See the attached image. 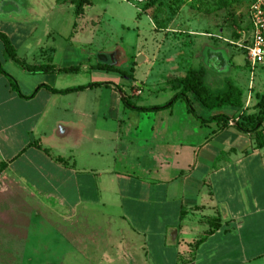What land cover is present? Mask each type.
I'll return each instance as SVG.
<instances>
[{
	"label": "crops",
	"instance_id": "obj_1",
	"mask_svg": "<svg viewBox=\"0 0 264 264\" xmlns=\"http://www.w3.org/2000/svg\"><path fill=\"white\" fill-rule=\"evenodd\" d=\"M34 1L37 7L41 5L39 0ZM41 11L45 16L50 15L49 10ZM41 11L32 7L26 12L28 23L21 21V17L12 22L0 18V32L10 39L18 59L0 58L3 69L0 84L13 109L25 106L29 110L18 116L15 123L27 124V135L32 133L34 138L23 142L13 156L6 158L9 160L0 157V183L6 180L10 186L3 189L0 184V209L7 199L3 192L8 195L20 190L22 185V179L15 178V171L6 173L9 161L33 154L43 161V167L30 171L26 189L49 217L57 215L63 219L58 225L75 224L76 240L85 238V232L88 233L85 227L91 230L90 238H93L102 233L101 224H105L107 238L122 242L133 258L130 264H149V255L161 248L174 250L173 264H264V145L256 144L258 136L264 142V121L255 133H246L236 126L221 128L217 122H202L201 118L208 120L218 114L233 119L236 111L228 107L205 109L191 95L195 113L176 111L173 105L139 110L137 107L166 106L172 98L159 104H137L144 95V82L134 72V80L125 78L121 82L122 76L94 68L99 62L119 68L123 56L113 53V60L109 56L106 62L98 59L96 64L88 65L98 79L90 84L101 83L109 103H85L81 96L95 88L90 86L81 92L61 94L73 96L77 92L75 102L52 107L57 97L50 89L77 86L63 83L65 73L32 72L27 67L68 68L89 60L78 55L66 62L57 48H51L55 53L48 54L40 41L31 40L39 27L30 18ZM2 44L4 47L3 41ZM21 48L32 58L19 56ZM80 70L81 67L75 73ZM188 71L170 79L183 78ZM11 78L19 92H10ZM163 88L174 96L168 81ZM124 99L133 106L126 105ZM48 110L46 139L38 138L37 127L47 119ZM2 111L4 108L0 106ZM251 112L257 110L241 111ZM153 113L158 120L150 125L147 118ZM130 122L138 124L130 127ZM1 123L4 124V114H0V156L4 157L8 147L4 145ZM205 126L210 129L204 131ZM174 230L177 236L172 242L170 235ZM201 233V238L190 239L193 238L190 235ZM102 241L103 249L109 244L117 246L116 241L109 243L104 238ZM212 243L214 247L209 245ZM181 244L187 246L186 251L180 249ZM184 252L189 255L185 256Z\"/></svg>",
	"mask_w": 264,
	"mask_h": 264
},
{
	"label": "rangeland",
	"instance_id": "obj_2",
	"mask_svg": "<svg viewBox=\"0 0 264 264\" xmlns=\"http://www.w3.org/2000/svg\"><path fill=\"white\" fill-rule=\"evenodd\" d=\"M39 1L41 5L37 7L34 0H0V18L12 22L21 17V21L28 23L26 12L32 10V7L36 11H50L49 16L41 11L38 16L30 18L39 27L31 40L40 41L48 54L55 53L51 48H57L66 62L78 55L89 60L86 64L72 65L81 67L79 73L63 75L66 86L98 82L97 74L90 71L88 65L96 64L101 55L109 57L113 53L117 57L120 54L123 56L124 61L118 62L119 69L127 75L134 72L139 81L144 82V95L139 98V102L135 101L137 104L152 105L170 100L173 93L163 88L171 80L170 76L181 77L190 69L200 68L207 71L206 83L213 92L223 91L228 83H232L244 93V109L228 108L236 111L233 118H239L241 111L255 109L259 97L264 96V65L252 69L246 51L241 48L251 33L248 18L251 0H229V6L221 5L220 0H89L90 4L84 6L85 13L82 15L77 14V2L72 0ZM233 16L237 18L236 23L232 21ZM210 53L214 58H210ZM6 54L0 40V58L6 57ZM18 54L21 57L29 56L24 48ZM140 55L143 57L142 63H138ZM110 74L121 77L116 72ZM122 78L121 82L126 81V76ZM102 87L101 84L78 95H82L85 103L105 105L109 103V97ZM0 88V106L4 108L0 112L4 114L1 128L4 145L8 147L4 157L3 154L0 157L7 161L9 159L6 158L13 156L23 146V142L33 137L32 133L27 135V124L16 125L18 116L29 110L25 106L13 109L1 84ZM9 90L16 93L11 86ZM76 93L73 96L54 94L57 98L53 99L51 106H65L75 102ZM173 107L176 111H188L184 100H178ZM50 110L45 114L47 119H43L44 122L37 127L35 134L38 138L47 136ZM157 118L153 113L150 120H147L151 125ZM137 124L128 123L130 127ZM164 124L166 126V121ZM209 129V126L203 127L204 131ZM196 132L199 133V130ZM4 145L2 148H5ZM39 166L43 167V161L33 154L9 161L6 173L15 171V178H21L22 185L19 184L20 190L9 192L8 195L12 196L10 198L6 191L3 192L4 199H7L0 209V264H130L133 258L122 242L107 238L109 234L105 224H101L104 229L102 233L93 238H90L91 230L85 227L88 232H85V238L76 240L75 224L69 223L70 227L58 225L63 221L61 217H49L44 207L38 206L35 202L37 200L32 199L33 193L26 188L30 171ZM0 184L3 189L10 187L6 180ZM33 210L39 211L40 215ZM64 233L73 236V239L67 238ZM191 236L193 238L190 239H199L203 235ZM102 238L109 243L116 241L114 243L117 246L109 244L103 249L105 242ZM214 244L209 245L214 247ZM216 246L219 247V243ZM180 249L186 251L187 246L181 244ZM173 251L172 248L156 249L148 257L151 260L149 264H173ZM184 253L185 256L189 255L188 252Z\"/></svg>",
	"mask_w": 264,
	"mask_h": 264
},
{
	"label": "trees",
	"instance_id": "obj_3",
	"mask_svg": "<svg viewBox=\"0 0 264 264\" xmlns=\"http://www.w3.org/2000/svg\"><path fill=\"white\" fill-rule=\"evenodd\" d=\"M73 2H77V14L81 15L84 13V6L89 5V0H72ZM251 2V1H250ZM221 5L229 6V0H220ZM250 5V3H249ZM233 22H237V18L235 16L232 17ZM0 39L4 43V48L6 51V55L11 59L18 60L15 48L13 47L10 39L4 34L0 32ZM95 69L105 70L108 72H116L122 77L128 78L129 80H134L133 75H127L121 69L112 66L110 64L98 63L94 66ZM28 70L32 72L42 71V72H57V73H75L79 71V67H68V68H56L53 65H43L40 67H27ZM0 71L3 72L2 66L0 64ZM174 93V96L169 101L166 106L147 108V107H137L139 110H158L166 107L172 106L178 100H184L187 102L188 110L191 113H195L191 104V100L189 95H191L203 108L209 110H217L225 107L228 108H236L243 109V92L242 90L232 84L228 83L225 90L219 92H213L210 86L206 83V73L204 69H191L188 71L187 75L183 78H173L168 81ZM11 87L16 92H19L18 85L14 79L11 78ZM101 83L90 84V85H82L77 87H72L64 90L50 89L52 92L56 94H67L73 91H82L90 86H99ZM126 105L133 106V104L124 99ZM257 112L254 113H241L239 118H233L224 115L218 114L211 117L208 120H204L201 118L202 122H217L221 124V128H227L229 126H236L241 131L246 133H255L258 132L261 124L264 121V96L259 97L258 102L255 106ZM198 118H200L197 115ZM257 147H262L264 142L261 140V137H256ZM61 161H65L63 158H59ZM212 226V225H211ZM202 242V240L198 241V243Z\"/></svg>",
	"mask_w": 264,
	"mask_h": 264
},
{
	"label": "built area",
	"instance_id": "obj_4",
	"mask_svg": "<svg viewBox=\"0 0 264 264\" xmlns=\"http://www.w3.org/2000/svg\"><path fill=\"white\" fill-rule=\"evenodd\" d=\"M251 33L241 45L252 69L264 65V0H251L249 5Z\"/></svg>",
	"mask_w": 264,
	"mask_h": 264
},
{
	"label": "water",
	"instance_id": "obj_5",
	"mask_svg": "<svg viewBox=\"0 0 264 264\" xmlns=\"http://www.w3.org/2000/svg\"><path fill=\"white\" fill-rule=\"evenodd\" d=\"M108 58L109 57H107V56H105V55H101L100 57H99V60L101 61V62H106L107 60H108ZM110 58L113 60V56L111 55L110 56ZM143 62V57H142V55H140V57L138 58V63H142ZM113 65H114V62H113ZM176 236H177V231L176 230H174L172 233H171V235H170V237H171V240H172V242H174L175 240H176Z\"/></svg>",
	"mask_w": 264,
	"mask_h": 264
},
{
	"label": "flooded vegetation",
	"instance_id": "obj_6",
	"mask_svg": "<svg viewBox=\"0 0 264 264\" xmlns=\"http://www.w3.org/2000/svg\"><path fill=\"white\" fill-rule=\"evenodd\" d=\"M120 60V59H119Z\"/></svg>",
	"mask_w": 264,
	"mask_h": 264
}]
</instances>
